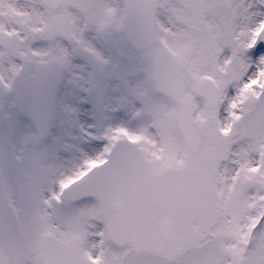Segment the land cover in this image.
Returning a JSON list of instances; mask_svg holds the SVG:
<instances>
[{
    "label": "snow or ice",
    "instance_id": "obj_1",
    "mask_svg": "<svg viewBox=\"0 0 264 264\" xmlns=\"http://www.w3.org/2000/svg\"><path fill=\"white\" fill-rule=\"evenodd\" d=\"M0 264H264V0H0Z\"/></svg>",
    "mask_w": 264,
    "mask_h": 264
}]
</instances>
